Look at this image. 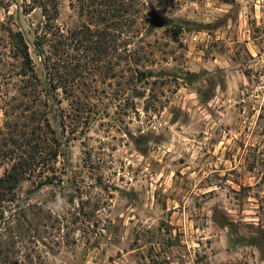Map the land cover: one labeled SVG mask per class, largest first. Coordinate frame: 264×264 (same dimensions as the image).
Returning a JSON list of instances; mask_svg holds the SVG:
<instances>
[{"label":"rangeland","instance_id":"1","mask_svg":"<svg viewBox=\"0 0 264 264\" xmlns=\"http://www.w3.org/2000/svg\"><path fill=\"white\" fill-rule=\"evenodd\" d=\"M139 2L119 60L72 45L97 24L74 0L54 33L0 0V128L22 80L13 35L41 90L60 58L79 74L50 87L62 184L19 186L27 209L0 224V264H264V0Z\"/></svg>","mask_w":264,"mask_h":264},{"label":"trees","instance_id":"2","mask_svg":"<svg viewBox=\"0 0 264 264\" xmlns=\"http://www.w3.org/2000/svg\"><path fill=\"white\" fill-rule=\"evenodd\" d=\"M74 1L81 14L91 17L97 24L94 31L90 26L74 30L70 35L72 45L75 48L83 46L86 40L90 49L100 53L107 46L113 52L114 59L121 60L122 56L118 53L127 49L136 38L135 33L139 32L138 25L142 18L138 8L144 7V3L139 0ZM25 3L26 10L41 11L45 33L58 31L55 23L59 17L60 0H25ZM82 35L85 39L78 40ZM12 37L21 60L22 80L17 96L5 98L2 110L4 120L0 128V167L8 165V168L0 177V224L11 221L17 212L25 213L27 208L19 204L17 194L22 183L32 182L38 189L61 186L62 182L57 180L56 164L62 149L48 118L50 101L53 99L50 87L54 91L59 88L66 90L79 75L78 66L65 67L63 65L68 63L67 60L60 58L54 73L48 74L49 84L41 90L24 38L19 33ZM58 37L57 49L65 44V37L61 34ZM37 46L40 47L38 43ZM115 64L119 66L118 62ZM8 212L12 213L6 216Z\"/></svg>","mask_w":264,"mask_h":264},{"label":"clouds","instance_id":"3","mask_svg":"<svg viewBox=\"0 0 264 264\" xmlns=\"http://www.w3.org/2000/svg\"><path fill=\"white\" fill-rule=\"evenodd\" d=\"M63 203L64 202L62 200H58L57 201V204H56L57 210H62Z\"/></svg>","mask_w":264,"mask_h":264}]
</instances>
